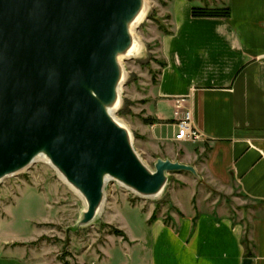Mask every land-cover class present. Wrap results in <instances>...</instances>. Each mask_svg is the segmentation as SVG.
<instances>
[{"label":"crops","instance_id":"0c3cea01","mask_svg":"<svg viewBox=\"0 0 264 264\" xmlns=\"http://www.w3.org/2000/svg\"><path fill=\"white\" fill-rule=\"evenodd\" d=\"M223 5L231 17H194L193 1H172L139 127L156 157L192 164L201 179L173 189L168 216L131 207L107 217L124 235H109L94 264H264V0ZM186 110L204 141L178 139ZM19 242L0 236V264H41Z\"/></svg>","mask_w":264,"mask_h":264},{"label":"water","instance_id":"95a60500","mask_svg":"<svg viewBox=\"0 0 264 264\" xmlns=\"http://www.w3.org/2000/svg\"><path fill=\"white\" fill-rule=\"evenodd\" d=\"M145 1L0 0V182L46 156L85 200L77 227L101 215L108 182L158 198L171 173L201 179L170 158L150 168L110 112Z\"/></svg>","mask_w":264,"mask_h":264},{"label":"rangeland","instance_id":"374dc122","mask_svg":"<svg viewBox=\"0 0 264 264\" xmlns=\"http://www.w3.org/2000/svg\"><path fill=\"white\" fill-rule=\"evenodd\" d=\"M172 1L146 0L147 15L135 30L145 53L122 60L127 78L123 85L122 105L116 116L129 129L135 149L152 169L158 158L156 143H150L148 134H141L139 127L142 126L141 117L147 116L149 91L161 68L160 35L171 28ZM190 1L195 6L221 7L226 0ZM193 177L196 176L186 171L171 173L166 189L158 198L141 197L117 182H108L101 215L92 224L77 227L86 209L85 200L52 165L38 160L0 182V236L23 241L19 244L35 250L33 255L41 264H94L109 235L120 236L117 231L123 233L109 224L107 217H121L131 207L143 213L168 216L173 209V189L195 183ZM221 199L224 201L225 197L222 195ZM232 211L236 213L234 209Z\"/></svg>","mask_w":264,"mask_h":264},{"label":"bare ground","instance_id":"6f19581e","mask_svg":"<svg viewBox=\"0 0 264 264\" xmlns=\"http://www.w3.org/2000/svg\"><path fill=\"white\" fill-rule=\"evenodd\" d=\"M147 11H148V5L147 2L145 1L144 7L142 9V11L139 13V15L137 16V18L134 20V22L131 24V32L133 34V44L131 46V48L128 50V52L124 55H122L120 57V59L123 58H127V57H140L145 53V47L143 45V42L136 36L135 34V30L137 29V27L139 26V24L144 20V18L147 15ZM127 78V72L124 71L123 73V77L119 86V100L117 101V103L110 109V112L112 115L115 116V118L118 120L116 113L118 111V109L121 107L122 105V91H123V85L126 81ZM119 121V120H118ZM37 160H43L45 162H47L48 164L51 165L49 159L42 155L39 156L37 158ZM77 193H79L77 190H75Z\"/></svg>","mask_w":264,"mask_h":264},{"label":"built area","instance_id":"2783aa9c","mask_svg":"<svg viewBox=\"0 0 264 264\" xmlns=\"http://www.w3.org/2000/svg\"><path fill=\"white\" fill-rule=\"evenodd\" d=\"M177 125L179 129L178 139L193 142H201L205 140L204 133L195 126L193 115L190 110H186L182 113Z\"/></svg>","mask_w":264,"mask_h":264},{"label":"trees","instance_id":"16d2710c","mask_svg":"<svg viewBox=\"0 0 264 264\" xmlns=\"http://www.w3.org/2000/svg\"><path fill=\"white\" fill-rule=\"evenodd\" d=\"M192 15L194 17H221V18H229L232 15V10L230 6H193L192 7ZM161 65L164 63L161 62ZM156 82V80H155ZM145 122H153L152 119H144ZM157 218L156 213L152 215L150 221H154ZM118 234L124 235L121 231H117Z\"/></svg>","mask_w":264,"mask_h":264}]
</instances>
